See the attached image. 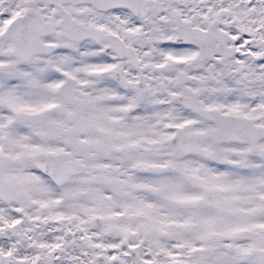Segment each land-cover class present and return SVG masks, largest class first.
<instances>
[{"label":"snow or ice","instance_id":"obj_1","mask_svg":"<svg viewBox=\"0 0 264 264\" xmlns=\"http://www.w3.org/2000/svg\"><path fill=\"white\" fill-rule=\"evenodd\" d=\"M0 264H264V0H0Z\"/></svg>","mask_w":264,"mask_h":264}]
</instances>
